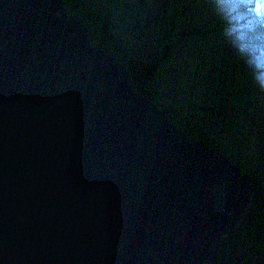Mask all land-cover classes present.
I'll return each instance as SVG.
<instances>
[{
	"label": "water",
	"instance_id": "water-1",
	"mask_svg": "<svg viewBox=\"0 0 264 264\" xmlns=\"http://www.w3.org/2000/svg\"><path fill=\"white\" fill-rule=\"evenodd\" d=\"M252 198L62 0H0V264H206Z\"/></svg>",
	"mask_w": 264,
	"mask_h": 264
},
{
	"label": "trees",
	"instance_id": "trees-1",
	"mask_svg": "<svg viewBox=\"0 0 264 264\" xmlns=\"http://www.w3.org/2000/svg\"><path fill=\"white\" fill-rule=\"evenodd\" d=\"M62 2L92 46L124 67L132 89L251 178L249 211L206 264H264V90L238 36L260 11L255 0Z\"/></svg>",
	"mask_w": 264,
	"mask_h": 264
},
{
	"label": "clouds",
	"instance_id": "clouds-1",
	"mask_svg": "<svg viewBox=\"0 0 264 264\" xmlns=\"http://www.w3.org/2000/svg\"><path fill=\"white\" fill-rule=\"evenodd\" d=\"M256 6L260 11L251 16L246 24V31L238 32V36L247 41L246 47H241L240 51L248 57V63L254 70L260 72L255 76L259 87L264 90V0H255ZM229 11L239 7L237 4L229 3L226 5ZM238 16L237 19H242Z\"/></svg>",
	"mask_w": 264,
	"mask_h": 264
}]
</instances>
